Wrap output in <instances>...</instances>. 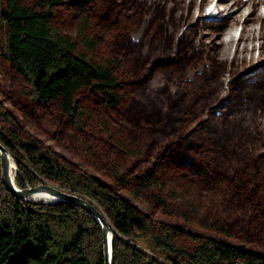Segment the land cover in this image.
<instances>
[{"label":"trees","instance_id":"1","mask_svg":"<svg viewBox=\"0 0 264 264\" xmlns=\"http://www.w3.org/2000/svg\"><path fill=\"white\" fill-rule=\"evenodd\" d=\"M205 1L0 0V140L15 182L100 206L112 264H264L154 218L81 165L153 211L264 248V54L224 58L209 39L231 20L205 15ZM0 264H105L100 222L16 196L1 153Z\"/></svg>","mask_w":264,"mask_h":264},{"label":"rangeland","instance_id":"2","mask_svg":"<svg viewBox=\"0 0 264 264\" xmlns=\"http://www.w3.org/2000/svg\"><path fill=\"white\" fill-rule=\"evenodd\" d=\"M203 12L207 16L211 17H229L231 23L229 27L216 39L214 37L210 38L209 41L220 44L221 54L224 58L228 59H245L247 61H258L264 54V3L260 0H206L204 4ZM197 15L201 14L200 10H196ZM232 28L235 37L231 40H226L224 38L226 31ZM141 32H136L135 37L139 38ZM19 122L24 124V120L19 115L18 112L14 111ZM28 129L36 134H39L31 126L27 125ZM54 146L60 150L62 153L67 155L69 158L78 161L79 160L72 155L68 150L61 148L60 146L54 144ZM82 167L90 171L95 177L106 183L114 191L125 195L131 201L139 205L144 211L152 215L154 218L168 222L190 231L212 236L216 239L227 241L235 245L254 250L258 253L264 254V248L246 243L244 241L236 240L230 238L224 233L216 232L209 228L197 226L191 223L184 222L182 220L172 218L170 216L161 214L159 212L151 210L144 204L136 201L129 193L125 190L119 188L111 180H109L102 172L96 170L85 163H81Z\"/></svg>","mask_w":264,"mask_h":264},{"label":"water","instance_id":"3","mask_svg":"<svg viewBox=\"0 0 264 264\" xmlns=\"http://www.w3.org/2000/svg\"><path fill=\"white\" fill-rule=\"evenodd\" d=\"M1 153V169L2 179L6 187L16 196L27 200H43L46 202H53L56 200H65L72 202L91 213L102 225L104 233V254L105 264H112L113 262V239L114 231L111 238L108 239V231L110 224L103 215L102 209L94 201L88 197L71 190H64L56 185L47 182H41L35 186H28L26 188L19 187L15 182V171L17 166L14 161V174L12 173L10 150L0 140ZM42 193L43 198H36L35 194Z\"/></svg>","mask_w":264,"mask_h":264},{"label":"bare ground","instance_id":"4","mask_svg":"<svg viewBox=\"0 0 264 264\" xmlns=\"http://www.w3.org/2000/svg\"><path fill=\"white\" fill-rule=\"evenodd\" d=\"M234 37H235V33H234L233 29H232V28H229V29L226 31L224 38H225L226 40H231V39L234 38ZM10 161H11L12 173L14 174V159H13L11 153H10ZM35 197H36V198H43V194H42V193H37V194H35ZM110 226H111V225H110ZM112 233H113V229H112V227H110V230L108 231V239L111 238Z\"/></svg>","mask_w":264,"mask_h":264}]
</instances>
